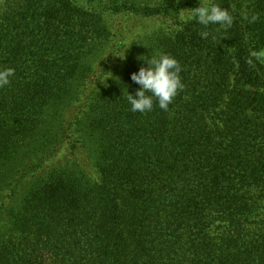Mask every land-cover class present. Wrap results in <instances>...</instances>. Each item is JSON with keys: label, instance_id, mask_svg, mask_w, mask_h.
Listing matches in <instances>:
<instances>
[{"label": "trees", "instance_id": "trees-1", "mask_svg": "<svg viewBox=\"0 0 264 264\" xmlns=\"http://www.w3.org/2000/svg\"><path fill=\"white\" fill-rule=\"evenodd\" d=\"M217 2L230 29L135 40L198 0L0 2V264H264V0ZM159 53L184 89L133 112Z\"/></svg>", "mask_w": 264, "mask_h": 264}, {"label": "clouds", "instance_id": "clouds-1", "mask_svg": "<svg viewBox=\"0 0 264 264\" xmlns=\"http://www.w3.org/2000/svg\"><path fill=\"white\" fill-rule=\"evenodd\" d=\"M198 4V7L187 10L186 13L180 11L181 20L195 21L197 25L204 28L218 25L227 30L233 26L234 17L229 8L222 7V3L217 0H198ZM242 15L244 19H249L247 13ZM256 18L253 15L250 22H254ZM174 27L180 26L174 25ZM200 36L206 39L209 32L202 31ZM125 51L123 55H125ZM252 55L255 56L256 53L253 52ZM138 59L146 66L140 67L137 72L130 75L131 81L139 86L134 95L127 92L131 111L142 114L150 112L153 110L154 102L161 110L167 111L174 98L184 89L180 77L182 68L179 62L166 53L150 55V58L141 56ZM14 74L15 70L12 68L0 69V88L8 85Z\"/></svg>", "mask_w": 264, "mask_h": 264}, {"label": "rangeland", "instance_id": "rangeland-1", "mask_svg": "<svg viewBox=\"0 0 264 264\" xmlns=\"http://www.w3.org/2000/svg\"><path fill=\"white\" fill-rule=\"evenodd\" d=\"M0 2H3V0H0ZM186 11L187 10H184L183 12L186 13ZM260 15L263 17L261 21L264 22V10L260 11ZM180 17H181V14L179 15L177 19H174V20L165 19V18L143 19V18L134 17L130 21H127L125 18L123 19L119 18L117 21V24L124 26L125 35L127 38L135 40L138 35L144 37V36L152 35L153 33L159 32L161 30L165 32L172 31L188 23V22L181 20ZM174 25H179L180 27H174ZM253 52L256 53L255 56L252 55L253 59L258 61L261 64H264V48L257 49V51H253ZM116 66H117V63L113 65V67H116Z\"/></svg>", "mask_w": 264, "mask_h": 264}]
</instances>
